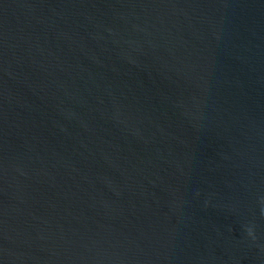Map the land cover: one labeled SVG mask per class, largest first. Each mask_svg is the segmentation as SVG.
<instances>
[{
    "label": "water",
    "instance_id": "1",
    "mask_svg": "<svg viewBox=\"0 0 264 264\" xmlns=\"http://www.w3.org/2000/svg\"><path fill=\"white\" fill-rule=\"evenodd\" d=\"M0 264H264V0H0Z\"/></svg>",
    "mask_w": 264,
    "mask_h": 264
}]
</instances>
